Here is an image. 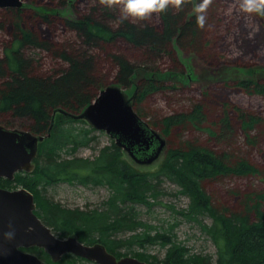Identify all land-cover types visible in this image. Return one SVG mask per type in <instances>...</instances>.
I'll return each mask as SVG.
<instances>
[{"label":"trees","instance_id":"trees-1","mask_svg":"<svg viewBox=\"0 0 264 264\" xmlns=\"http://www.w3.org/2000/svg\"><path fill=\"white\" fill-rule=\"evenodd\" d=\"M46 1L56 4L53 8L70 6L77 17L41 12L27 7L26 2L22 8H0V29L10 35L0 54V123L46 136L39 144L35 169L20 171L13 180L0 178V186L5 188L3 182H7L27 188L35 195L36 213L61 237L77 234L86 244L101 242L118 258L131 255L151 264H264V193L235 188L228 191L230 198L225 200L212 186L229 176L264 178V170L239 155L234 145L241 131L249 144L257 143L264 131V116L240 111L228 97L215 98L214 93H207L192 109L166 116L159 126L151 123L171 144L155 171H139L113 138L93 158L76 156L79 149L97 142L98 129L84 113L107 86L134 88L132 97L137 102L155 91L179 88V84L147 76L137 79L136 75L141 70L153 74L163 71L147 64L151 59L159 62L169 57L178 63L177 46L195 53L207 49L205 39L215 16L214 0H209L203 12L197 11L203 0H169L165 10L151 14L159 21H151V15L122 19V14L117 15L121 0L111 4L108 0H90L84 12L76 11L75 1ZM252 13L264 33V16ZM201 14L205 17L203 26L197 20ZM58 26L73 32L83 46H77L76 41L58 43L51 39V30ZM259 37L255 40L246 33L242 44L245 51L263 44L264 38ZM31 48L46 50L62 63L45 70L38 65L40 61L27 54ZM101 55L115 70L112 82L107 77L110 69H103ZM203 57L208 61L211 55ZM234 83L230 85L264 97V79ZM137 112L142 115V110ZM54 116L56 121L48 135ZM193 131L206 138L194 137V133L190 137L188 133ZM61 182L103 185L109 194L94 208L68 209L46 194ZM166 185H174L176 191H168ZM165 194L185 196L187 205L164 204L175 219L157 218L154 223L144 215L162 204ZM182 222L197 225L208 235L217 246L216 259L180 239L177 229ZM154 245L167 249L163 260L148 252ZM32 252L48 264H84L86 260L67 254L55 262L43 248Z\"/></svg>","mask_w":264,"mask_h":264},{"label":"rangeland","instance_id":"rangeland-1","mask_svg":"<svg viewBox=\"0 0 264 264\" xmlns=\"http://www.w3.org/2000/svg\"><path fill=\"white\" fill-rule=\"evenodd\" d=\"M71 1L76 2L75 8L77 12L88 10L90 0ZM25 2L27 7H33L41 12H59L66 17H77V14L72 11L70 6L53 8L56 4L46 0L39 2L25 0ZM212 4L215 16L208 27L207 38L205 39L207 49L205 48L200 54L183 51L177 46L179 53L178 63L172 61L169 57L158 58L160 60L159 62L157 60L155 62L154 59H151L147 64L150 63V66L155 65L158 68H162L163 71L153 74L152 72L141 70L136 75L137 79L147 76L159 78L166 82V84H179L178 89L168 88L163 91H155L142 102H137V100H134V96L132 97L134 88L123 89L126 93V97L130 99L129 102L132 104L135 111L142 110V115H140L141 118L157 131L161 130L157 126L161 124L163 118L192 109V106L205 98V94L207 93H214V96H217L215 98L223 96L228 97L229 101L240 111H248L252 114L256 113L257 115L264 116V97L262 95L249 92L244 88H237L235 85H230L235 84L234 82L236 80L252 79L256 81L258 79H264V43L259 44L254 51H245L244 46H242V44H244L243 42H245L244 37L246 33L255 40H257V35L260 36L259 38H264V33H262L263 29L259 21L254 18L252 12H247L241 8V0H214ZM121 6L120 4L117 15L122 14ZM26 10L34 12L32 9ZM1 11L2 10H0V12ZM149 19L151 21H159V17H155L154 15H151ZM49 37L58 43L73 42L74 44L76 41L77 43L75 42V44L77 46H83L80 45L79 40L75 37L73 32L63 29L62 26H58L51 30ZM9 39V33L0 29V54H3L4 47ZM130 52L136 54L131 50ZM27 54L30 56L32 54L36 60L40 61L38 65L41 64L45 70H53L62 63V61L54 59L48 51L43 49L31 48L27 50ZM205 55L206 57L211 55L210 59L215 61H212L213 63L210 62V59V61H207L205 57H203ZM101 58L103 69H110V72L107 73V77L109 78V82H112L114 80L115 70H111L112 66L104 60L105 57L103 58L101 55ZM131 58L133 57L131 56ZM226 61H230V63ZM214 62L223 63H218L217 65V63ZM248 65H252L253 67H246ZM181 84L183 86H181ZM151 123L157 124V126ZM95 133L98 136L97 142H95L92 147H82L78 150L76 156L93 158L99 154L103 146L111 143L112 137L106 131L98 130ZM193 133L194 137L206 138L200 131H193L188 134L191 137ZM161 135L166 140L165 151H163L160 157L154 162L150 164H140L126 153L132 159L130 160L132 164L139 171H155L160 168L167 155L166 149L171 147L167 135L163 133ZM260 135L261 138L257 143L249 144L245 134H243L242 131L238 132L234 145L237 150L239 149V155L245 156L264 170V131L260 133ZM220 148H226V150L230 149L226 145H220ZM3 185L5 188L10 189L22 187L17 186L15 183L9 184L7 182H3ZM212 186L215 187V193L223 197V199L229 200L230 196L228 191L230 189L236 188L239 191H248L254 194L264 193V178L261 175L241 177L229 176L222 180L215 181ZM174 188L175 186L171 185L168 187V191H176ZM46 194L55 201L60 202L63 206L68 207V209H90L98 206L108 196L109 190L103 185L85 186L83 184L61 182L51 189H48ZM161 199L163 200L162 204L154 206L152 208V213H150L149 209L144 215L154 223L157 222V218L175 219L172 215V211L164 204L174 203L177 206H185L188 202V198L182 195L175 196L165 194ZM262 207L264 210V201ZM177 230L180 239L184 242L189 245H194V247L196 246V250L199 252L210 253L214 256V259L217 258V246L207 234L202 233L197 225L189 222H182ZM54 232L60 236L55 230ZM166 251V248L158 245H154L148 249L149 253L157 255L161 260L165 258ZM82 263L94 264L95 262L85 260Z\"/></svg>","mask_w":264,"mask_h":264},{"label":"water","instance_id":"water-1","mask_svg":"<svg viewBox=\"0 0 264 264\" xmlns=\"http://www.w3.org/2000/svg\"><path fill=\"white\" fill-rule=\"evenodd\" d=\"M21 0H0V7H21ZM85 116L106 129L134 160L152 161L165 151V140L135 111L120 86H107L86 109ZM43 137L0 123V178L13 180L18 171H32ZM33 193L0 186V264H46L23 250L44 247L55 261L72 252L98 264H149L134 256L118 258L100 243L86 244L77 235L58 237L35 212ZM174 264V263H163Z\"/></svg>","mask_w":264,"mask_h":264},{"label":"clouds","instance_id":"clouds-1","mask_svg":"<svg viewBox=\"0 0 264 264\" xmlns=\"http://www.w3.org/2000/svg\"><path fill=\"white\" fill-rule=\"evenodd\" d=\"M113 0H108L112 3ZM169 0H121L122 19L129 17L135 19H144L153 12H159L166 9ZM209 0H203V3L197 6V11L203 12L207 8ZM241 8L247 12H255L264 16V0H241ZM198 23L203 26L205 17L201 14L197 17Z\"/></svg>","mask_w":264,"mask_h":264},{"label":"bare ground","instance_id":"bare-ground-1","mask_svg":"<svg viewBox=\"0 0 264 264\" xmlns=\"http://www.w3.org/2000/svg\"><path fill=\"white\" fill-rule=\"evenodd\" d=\"M22 1V6L21 7H18V8H22V7H24V5H25V0H21ZM0 8H8V7H0ZM104 90V89H103ZM88 108V107H87ZM85 113H86V111H85ZM85 113H84V116H85ZM86 117V116H85ZM86 119L96 128V129H98V130H103V131H106L113 139H115V141H116V143H117V140H116V138L115 137H113L106 129H100V128H97L87 117H86ZM55 121H56V117L54 116L53 117V120H52V126H51V128H50V130H49V133H48V135H50L51 134V131H52V128H53V126H54V124H55ZM155 132H157L159 135H161V133L159 132V131H157V130H155L152 126H150ZM39 137H43V139L41 140V141H39V143H38V152H39V144H40V142H42L44 139H45V137L46 136H44V135H38ZM163 137V136H162ZM164 138V137H163ZM165 140V139H164ZM165 143H166V140H165ZM118 144V143H117ZM119 145V144H118ZM121 146V145H120ZM122 147V146H121ZM123 148V147H122ZM124 149V148H123ZM125 150V149H124ZM126 151V150H125ZM128 152V151H127ZM129 153V152H128ZM160 155H161V152L160 153H158V155H157V157H155L152 161H139V160H135L136 162H138V163H140V164H150V163H152V162H154L156 159H158L159 157H160ZM35 169V163H34V168H33V170ZM32 170V171H33ZM21 171H26V170H21ZM18 172H20V171H18ZM17 172V173H18ZM29 172V171H28ZM16 173V174H17ZM19 188H21V187H19ZM7 189H9V188H7ZM18 189V188H17ZM11 190H15V189H11ZM33 193V192H32ZM34 195V194H33ZM34 197H35V195H34ZM35 204H36V208H37V203H36V199H35ZM36 208H35V212H36ZM68 208V207H67ZM38 215V214H37ZM39 216V215H38ZM44 222V221H43ZM45 223V222H44ZM45 225H47L46 223H45ZM48 227H50L49 225H47ZM51 228V230L53 231V228L52 227H50ZM54 232V231H53ZM55 233V232H54ZM71 235H73V234H71ZM74 235H77V234H74ZM70 236V235H69ZM78 236V235H77ZM79 237V236H78ZM79 240H80V238H79ZM81 241V240H80ZM83 242V241H82ZM85 243V242H84ZM101 243V242H100ZM103 244V243H102ZM105 245V244H104ZM35 246H37V245H35ZM34 246V247H35ZM106 246V245H105ZM37 247H40V246H37ZM40 248H43L45 251H46V249L44 248V247H40ZM47 252V251H46ZM33 253V252H32ZM47 253H49V252H47ZM33 254H35V253H33ZM50 254V253H49ZM66 254H74V253H72V252H69V253H66ZM66 254H64L63 256H62V258L66 255ZM113 254V253H112ZM35 255H37V254H35ZM75 256H79V255H76V254H74ZM115 255V254H114ZM38 256V255H37ZM50 256H51V254H50ZM129 256H131V255H129ZM79 257H81V256H79ZM123 257H126V256H123ZM51 258H52V260L53 261H55L54 259H53V257L51 256ZM62 258L60 259V260H62ZM82 258H84V257H82ZM137 258V257H136ZM42 259V258H41ZM84 259H86V260H89V259H87V258H84ZM139 259V258H138ZM60 260H58V261H60ZM141 260V259H140ZM42 261L44 262V263H46V264H48L45 260H43L42 259ZM58 261H55V262H58ZM89 261H92V262H95L94 260H89ZM144 261V260H143ZM145 262H147V261H145ZM96 263V262H95ZM147 263H149V262H147ZM163 263H166V262H162V263H159V264H163ZM98 264V263H97ZM149 264H151V263H149Z\"/></svg>","mask_w":264,"mask_h":264},{"label":"flooded vegetation","instance_id":"flooded-vegetation-1","mask_svg":"<svg viewBox=\"0 0 264 264\" xmlns=\"http://www.w3.org/2000/svg\"><path fill=\"white\" fill-rule=\"evenodd\" d=\"M54 231V230H53ZM56 234V233H55ZM57 235V234H56ZM58 236V235H57ZM60 238H67V237H61V236H58ZM37 246H32V247H28V248H23V250L27 251V252H30L32 253V251L34 250V248H36ZM49 254V253H48ZM50 255V254H49ZM67 255V254H66Z\"/></svg>","mask_w":264,"mask_h":264}]
</instances>
